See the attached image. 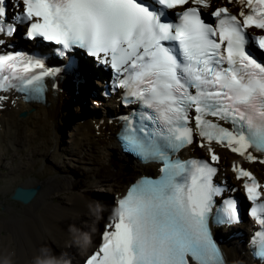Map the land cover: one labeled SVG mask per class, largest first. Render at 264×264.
Here are the masks:
<instances>
[{"label": "snow or ice", "instance_id": "6c2138e0", "mask_svg": "<svg viewBox=\"0 0 264 264\" xmlns=\"http://www.w3.org/2000/svg\"><path fill=\"white\" fill-rule=\"evenodd\" d=\"M238 2L234 14L212 0H19L15 20L28 38L55 42L62 55L83 49L114 70L125 103L139 106L124 117L121 141L159 164V176L137 180L118 198L84 264H225L210 224L240 217L231 197L213 214L224 189L214 180L220 156L212 143L264 163V62L248 48L253 41L264 50V34L252 31H264V0ZM6 17L0 0V36L10 37L17 23ZM58 71L19 51L0 52V90L39 96ZM8 100L0 95V108ZM188 145L206 148L210 159H181ZM232 167L252 201L260 225L252 243L264 259V185L248 168Z\"/></svg>", "mask_w": 264, "mask_h": 264}, {"label": "bare ground", "instance_id": "6f19581e", "mask_svg": "<svg viewBox=\"0 0 264 264\" xmlns=\"http://www.w3.org/2000/svg\"><path fill=\"white\" fill-rule=\"evenodd\" d=\"M80 71L87 80L79 84L65 83L56 75L55 89L48 91L45 103L18 101L0 109V158L9 161V171L20 176L18 179L23 176L20 186L41 185V193L38 192L35 201L25 203L11 197L16 193V185L2 178L0 197L10 194V200L17 205L9 206L6 200L0 201V264H78L99 239L97 229L100 231L102 223L109 220L108 214L116 202L113 192L92 193L81 187L76 175L82 171L87 177L103 173L118 182L115 193L122 191L127 186L126 181L131 180L111 161L116 156L115 149L119 148L116 134L121 135V129L117 121L110 118L122 110L121 103L111 96L102 98L99 105H88L95 99L90 91L97 85L103 86L95 75L106 79L103 88L112 87V82L105 77L106 70L92 59L83 58ZM31 107L34 109L29 111ZM59 111L62 112L56 121ZM56 128V134L50 132ZM63 134L68 138H62ZM88 145L90 147L86 148ZM45 159L50 160V169L46 168ZM133 167L146 170L155 168V164L142 165L135 160ZM64 174L73 177L66 179ZM60 190L70 193L71 205L60 203L57 194ZM23 204H29L27 209L22 210ZM241 206L244 209V205ZM88 209L100 213L99 219L92 215L93 225L83 221L91 217ZM79 235L84 252H77V247L73 246L79 241ZM228 236L219 239L229 264H261L250 257L245 232ZM69 244L76 252L73 261H68Z\"/></svg>", "mask_w": 264, "mask_h": 264}, {"label": "rangeland", "instance_id": "374dc122", "mask_svg": "<svg viewBox=\"0 0 264 264\" xmlns=\"http://www.w3.org/2000/svg\"><path fill=\"white\" fill-rule=\"evenodd\" d=\"M94 100H98V99L97 98H95V99L93 98V101H91V103H88L89 107H92L91 105H99V104H94ZM32 108H30L29 110L31 111ZM97 108H99V107H97ZM64 109H63V112H64ZM101 109H102V111L104 113L105 112L104 109L103 108H101ZM61 112L62 111H59L58 112L57 117H56V121L58 120V117L61 114ZM19 115H20V113H19ZM61 129H62V127H60L59 136H61ZM57 131H58L57 128L55 130L50 129V132H53L54 134H56ZM65 137L68 138V136H66V134H63L62 138H65ZM3 144H5V143L3 142ZM89 147H90V145H88L86 148H89ZM115 151H116V156L115 157H112L111 158V161L113 162V164L115 165V167H117L118 169L122 170L123 173H127L131 179H133L140 172L143 171L142 169H140V170L137 169L136 170L132 166V162L135 161L134 158H131L128 155H124L119 150V148H116ZM219 151L221 152L222 157H223L222 166H224V171L226 172V175L231 176L232 174H231L230 166H231V163L233 161V159L231 158L232 157L231 156V153L225 151V149H219ZM124 158H125V161H123ZM44 162L47 165L46 168L50 169L49 168L50 165H51L50 160L49 159H45ZM2 165L5 166V167H7V168H5V169H1L0 168V187L2 185V178L3 177L7 178L12 183L14 182V186L15 185L17 186L21 182V179L23 178V176H21V179H18L20 176L16 177L13 173H11L9 171L10 170V163H9V161H4L2 158H0V166H2ZM262 167H264V166H262ZM64 175H65V178L66 179H70V178L73 177V175H71V174H64ZM76 176L78 177V180L80 181V186L83 187L84 189L86 188L89 192H92L93 193V192H98L99 191L101 193H106V191H109L110 193L113 192L112 193V197H114L116 193H119V192H116V193L114 192V189H117L118 188V182L117 181H114V180H111L110 178L104 176L103 173H100L98 176H95V177H93V176L92 177H87L86 174L84 173V171H82L81 174L76 175ZM88 178H90V179H88ZM42 179H45V177L42 178ZM126 184H127V181H126ZM11 189H13V188H11ZM40 193H41V190H40L39 194ZM57 194L60 195V200H59L60 203L61 202L64 203V204L65 203H68L69 205H71L70 204L71 202L69 201V199H70V195L69 194L70 193L68 191L65 192V191H61L60 190V191L57 192ZM9 195H6L5 197H0V201L1 200L2 201L3 200H6V202H7V204L9 206H15V205H17L14 201H11L10 200ZM35 199L32 202H34ZM28 205L23 204L22 205L23 206V209L22 210L27 209ZM94 211H98V210H89V214H91V217H86V218L83 219V221L86 224H92V225L94 224V221L91 220L92 218H94V217H92V215L95 216V217H98L97 219L100 218V213H94ZM95 222H96V220H95ZM102 225H103V223H102ZM97 230L98 231L96 233H97V237H98V235H99V229H97ZM3 232H5V230H3ZM80 238H81V236L79 235V241H77L76 242V245H73V246L77 247V252L78 251H83L84 252V250H82V248H80ZM69 246H70L69 247L70 248V252L67 254L69 256L68 261H73V260L76 259L75 258L76 252H75V249H73L71 247L72 246L71 244H69ZM58 264H60V263H58Z\"/></svg>", "mask_w": 264, "mask_h": 264}, {"label": "water", "instance_id": "95a60500", "mask_svg": "<svg viewBox=\"0 0 264 264\" xmlns=\"http://www.w3.org/2000/svg\"><path fill=\"white\" fill-rule=\"evenodd\" d=\"M73 83V81H72ZM22 114H25L23 112ZM41 189V185H36V186H16V193L11 194L12 198L20 199L24 201L25 203L31 202L38 194V192Z\"/></svg>", "mask_w": 264, "mask_h": 264}, {"label": "clouds", "instance_id": "9594fccd", "mask_svg": "<svg viewBox=\"0 0 264 264\" xmlns=\"http://www.w3.org/2000/svg\"><path fill=\"white\" fill-rule=\"evenodd\" d=\"M22 33V30H19V35ZM19 185V184H18ZM124 190V189H123ZM36 198V197H35ZM34 198V199H35ZM104 224V223H103ZM98 238V237H97ZM97 240V239H96ZM95 244H96V247L98 248V246H99V243H96V241H95Z\"/></svg>", "mask_w": 264, "mask_h": 264}]
</instances>
